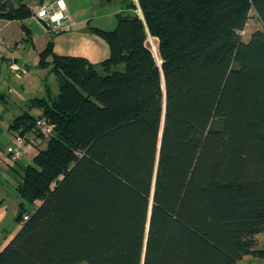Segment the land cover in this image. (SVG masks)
Wrapping results in <instances>:
<instances>
[{
	"label": "trees",
	"instance_id": "obj_1",
	"mask_svg": "<svg viewBox=\"0 0 264 264\" xmlns=\"http://www.w3.org/2000/svg\"><path fill=\"white\" fill-rule=\"evenodd\" d=\"M138 4L114 29L92 28L109 50L98 63L51 42L39 52L58 92L27 100L8 128L23 133L43 118L53 130L19 174L20 227L0 264H236L264 254L255 238L264 0ZM250 10L262 27L243 41ZM31 16L24 0H0L1 19ZM26 202L37 206L27 212Z\"/></svg>",
	"mask_w": 264,
	"mask_h": 264
},
{
	"label": "rangeland",
	"instance_id": "obj_2",
	"mask_svg": "<svg viewBox=\"0 0 264 264\" xmlns=\"http://www.w3.org/2000/svg\"><path fill=\"white\" fill-rule=\"evenodd\" d=\"M13 1L16 3V0ZM39 1L24 0L31 10ZM65 1L68 8L66 15L70 22L67 28L53 33L34 16L23 19L21 22L29 29L30 39L26 40L23 32L20 33L16 47L6 49L0 57V147L4 151L0 159V203L9 207L13 204L18 208L21 200L17 191V185L21 181L19 174L30 162L36 150L45 147L48 137L38 143L37 148L27 150L22 158L9 164L6 161L4 148L13 142V134L8 126L13 117L25 108L27 100L34 97H47V93L55 95L58 92L57 78L51 72L50 65L47 67L38 65L39 52L48 42H51L54 53L86 56L98 63L107 56L109 50L107 43L96 35L92 28L114 29L117 25L118 12L131 13L134 9L140 14L138 0ZM0 20L3 19L0 18ZM261 27V22L253 10H250L249 19L239 32L240 39L247 40L253 30ZM146 40L150 48L151 44H155L154 38L150 35ZM97 69L101 71L99 64ZM31 113L35 115L37 110L33 109ZM24 206L27 212H31L36 208L37 203L26 202ZM11 221L18 223L16 218ZM245 258L239 259L236 264H251L250 259ZM80 264L87 263L82 261Z\"/></svg>",
	"mask_w": 264,
	"mask_h": 264
},
{
	"label": "built area",
	"instance_id": "obj_3",
	"mask_svg": "<svg viewBox=\"0 0 264 264\" xmlns=\"http://www.w3.org/2000/svg\"><path fill=\"white\" fill-rule=\"evenodd\" d=\"M66 5L64 0H42L34 6L32 16L42 21L46 28L53 33L61 31L70 25L67 15L64 13ZM3 40L1 39V43ZM53 130V124L46 122L43 118H36L34 126L23 132L13 135V142L5 149L6 161L13 164L22 158L27 150L34 149L38 143L48 137ZM3 149L0 147V159ZM28 214L23 215V220Z\"/></svg>",
	"mask_w": 264,
	"mask_h": 264
},
{
	"label": "crops",
	"instance_id": "obj_4",
	"mask_svg": "<svg viewBox=\"0 0 264 264\" xmlns=\"http://www.w3.org/2000/svg\"><path fill=\"white\" fill-rule=\"evenodd\" d=\"M64 3L66 5L65 0H64ZM64 13L65 14L68 13L67 5H66V9L64 10ZM21 23H22L21 21H18L15 19L14 20H7V19L0 20V57L2 56L3 52L6 49H14L16 47V43L20 38V33H22V30L20 27ZM1 39L3 40L2 43H1ZM13 61L15 62V59ZM34 110H37V109H34ZM38 113H39V110H37L36 114ZM11 207H9L6 204H3L2 202L0 203V249L6 245V243L13 237L15 232L20 227L19 223H13L11 221V219L16 218L18 208L16 206H13V204ZM9 208L11 209L9 210ZM255 238H256L257 248L264 249V245H263L264 244V230L257 233L255 235ZM242 258L250 259L251 264H264V254L262 255L248 254V255H244Z\"/></svg>",
	"mask_w": 264,
	"mask_h": 264
},
{
	"label": "water",
	"instance_id": "obj_5",
	"mask_svg": "<svg viewBox=\"0 0 264 264\" xmlns=\"http://www.w3.org/2000/svg\"><path fill=\"white\" fill-rule=\"evenodd\" d=\"M117 15H118V13H117ZM46 26V25H45ZM163 82V88H164V81H162ZM164 104H165V97H164Z\"/></svg>",
	"mask_w": 264,
	"mask_h": 264
}]
</instances>
